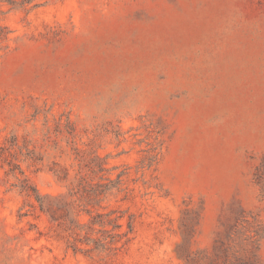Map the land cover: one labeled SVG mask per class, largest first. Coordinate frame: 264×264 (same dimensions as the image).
Instances as JSON below:
<instances>
[{"label":"rangeland","instance_id":"rangeland-1","mask_svg":"<svg viewBox=\"0 0 264 264\" xmlns=\"http://www.w3.org/2000/svg\"><path fill=\"white\" fill-rule=\"evenodd\" d=\"M80 175L119 179L116 252L20 189L63 204ZM244 220L264 264V0H0V264H224Z\"/></svg>","mask_w":264,"mask_h":264},{"label":"trees","instance_id":"trees-1","mask_svg":"<svg viewBox=\"0 0 264 264\" xmlns=\"http://www.w3.org/2000/svg\"><path fill=\"white\" fill-rule=\"evenodd\" d=\"M10 170L12 171L13 168L11 167ZM55 176L58 181L67 182L69 172L66 169L55 170ZM92 180L88 176L80 175L76 180L71 181L67 185L71 199L63 204L46 200L27 179L21 181L20 189L28 196L33 195L40 210L48 213L50 219L56 221L57 225L66 232L67 247L74 252L85 255L113 253L129 241L132 221L128 219L126 228L123 229L124 225L120 220L124 217V211L113 215L114 210L109 212L96 210L104 207L101 205L102 200L113 188L118 187L119 179L115 181L107 177L104 178L105 182L101 183L92 182ZM94 209L95 213H93ZM59 211L60 214H58ZM79 211L90 216L88 222L79 220ZM232 229L233 232H230L226 239L220 238L217 241L214 246L215 255L224 264H256L260 241L258 228L244 220L241 227L234 224ZM178 253L200 264L198 258L190 257V254L185 251L178 250Z\"/></svg>","mask_w":264,"mask_h":264}]
</instances>
